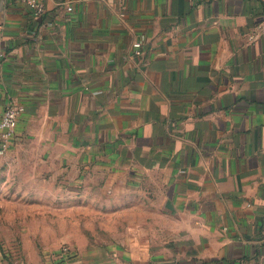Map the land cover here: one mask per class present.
I'll list each match as a JSON object with an SVG mask.
<instances>
[{
  "label": "crops",
  "instance_id": "obj_1",
  "mask_svg": "<svg viewBox=\"0 0 264 264\" xmlns=\"http://www.w3.org/2000/svg\"><path fill=\"white\" fill-rule=\"evenodd\" d=\"M38 1L0 0V118L24 107L12 153L49 173L2 182L140 214L69 263L0 264H261L264 0Z\"/></svg>",
  "mask_w": 264,
  "mask_h": 264
},
{
  "label": "rangeland",
  "instance_id": "obj_2",
  "mask_svg": "<svg viewBox=\"0 0 264 264\" xmlns=\"http://www.w3.org/2000/svg\"><path fill=\"white\" fill-rule=\"evenodd\" d=\"M14 144L0 159V257L3 259L18 260L24 245L29 251L38 253L56 247L58 242L68 243L69 246L71 243L76 247L88 246L101 239L111 238L116 230L136 218V208L106 215L102 210L108 205L98 199L85 207L81 202L72 204L40 197L23 199L19 186L4 184L3 179L18 178L19 175L48 176L49 171L35 169V159L31 168L23 167L20 170L19 155L12 153ZM92 193L99 194L97 185L93 186ZM110 208L113 210L116 207L112 205Z\"/></svg>",
  "mask_w": 264,
  "mask_h": 264
},
{
  "label": "built area",
  "instance_id": "obj_3",
  "mask_svg": "<svg viewBox=\"0 0 264 264\" xmlns=\"http://www.w3.org/2000/svg\"><path fill=\"white\" fill-rule=\"evenodd\" d=\"M27 4L31 10L32 16L35 19H38L43 15L44 7L38 0H27ZM64 5L66 7L67 12L73 11V6L71 5L70 0H65ZM143 45L144 39L143 37H141L139 41H137L134 45V55H142ZM2 59L3 54H0V60ZM23 113L24 107L16 102H10L5 108L0 118V158L4 157L12 146L15 139L16 125ZM53 257L63 263H69L77 259V254L72 250L69 245L63 244L60 246L56 254L53 255ZM261 261V264H264V257H262Z\"/></svg>",
  "mask_w": 264,
  "mask_h": 264
}]
</instances>
